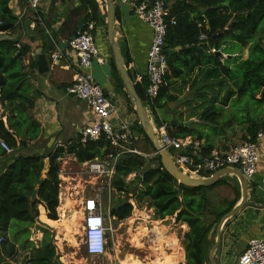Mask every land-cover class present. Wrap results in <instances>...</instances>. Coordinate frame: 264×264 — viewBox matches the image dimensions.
<instances>
[{"label":"trees","instance_id":"obj_1","mask_svg":"<svg viewBox=\"0 0 264 264\" xmlns=\"http://www.w3.org/2000/svg\"><path fill=\"white\" fill-rule=\"evenodd\" d=\"M9 4L10 0H0V21L4 25L16 23ZM86 8L91 14L89 21L98 22L100 6L97 0H87ZM171 17H175L176 24L168 28L166 50L175 51L168 54L169 71L160 96L149 104L158 124L162 121L157 110L177 101L190 86L195 95L186 103L189 118L198 117L201 123L214 131H218L226 119L232 118L239 126L247 125L240 129L246 132L244 140L254 141L255 135L264 130V0H182L171 9ZM199 24L204 26L200 28ZM201 33L206 34L205 40H200ZM231 43L237 47L226 48L228 52H240L252 44L250 57L247 60L239 56L232 58L229 61L231 67L217 56L204 57L192 49V46H200L204 51H219ZM30 52L28 45L0 36V103L8 114V126L3 120L6 115L0 119V164L11 160L9 165L5 163L0 168V237L9 235L8 244L18 245L21 250L32 249L33 257L29 264H63L53 231L39 222V207L44 206L49 219L58 220L61 159L72 154L79 163L102 160L110 144L104 138L85 143L80 138L48 155H15L28 148V142L38 139L41 132V124L31 115L35 97L30 94L27 67L24 65V59ZM201 75L203 84L197 81ZM179 80L183 83L177 82ZM137 89L146 102V90L140 86ZM229 107L232 111L224 116L220 108ZM180 124L177 133L172 132L173 127L168 129L170 135L184 139L196 134L195 128ZM142 133L152 146L143 130ZM17 138H21L20 143ZM1 142L12 149L11 154L2 148ZM204 151L203 154L208 156L213 150L204 148ZM142 158L134 154L121 158L114 179L116 191L128 195L132 193L130 190L135 182L142 178L133 196L137 208L151 210L156 219L176 217L178 223L187 225L185 264H210L213 241L209 240V234L234 206L222 211L208 194L222 181L207 188L185 187L171 177L161 163L156 168H145ZM46 159H49L48 163ZM153 161H160V158ZM45 170L47 176L44 178ZM132 174L136 177L128 183L127 178ZM133 208L127 202L120 205L115 215L125 220L131 217ZM34 227L43 233L38 246L30 240ZM13 247L10 246L11 250ZM2 261L0 247V264Z\"/></svg>","mask_w":264,"mask_h":264},{"label":"crops","instance_id":"obj_2","mask_svg":"<svg viewBox=\"0 0 264 264\" xmlns=\"http://www.w3.org/2000/svg\"><path fill=\"white\" fill-rule=\"evenodd\" d=\"M29 1L10 0L9 7L16 18V23L12 24L14 27L1 35L3 39L14 40L31 47V52L24 59V65L27 67L30 94L35 97V107L31 115L41 124V132L38 139L28 142V148H23L19 151L20 153H15L17 156L24 150L34 147L33 145H37L34 149V154L37 155H48L60 146L70 145L80 139V131L95 118L92 109L86 102L67 93V88L73 83L78 72V59L70 49L69 41L81 22L83 23L80 31L84 30L88 24L95 23L89 21L91 14L90 10L86 8L87 0H44L37 10L30 8ZM179 1L182 0H169L170 9ZM97 2L100 6V14L99 21L95 23L96 30L94 34L100 57L104 59V62L99 63L94 60L90 71L96 82L104 87L107 96L116 103L120 119L131 125L137 135L140 136V141L136 143L138 148L144 138L142 126L122 78L116 69L114 52L108 39L106 4L104 0H97ZM115 3L116 25L119 28L116 33L117 42L121 53L125 57L127 69L133 73L135 80L138 74L146 73L147 56L153 39V30L133 15L130 8L120 0H115ZM232 45L233 48L237 47L236 44L231 43V45L224 46L217 51L218 55L213 56L219 57L221 62L228 66H230L229 61L232 58L239 56L243 60H247L250 57L252 44L243 47L240 52L226 51V48ZM207 52L213 53V51ZM31 53H35L34 58ZM56 54L60 56L57 60L54 59ZM202 60L205 61L206 59L203 58ZM168 71L169 67L166 74ZM197 81L200 84L205 83L202 75L199 78L197 77ZM177 82L183 83L182 80ZM146 85L147 81L145 80L137 87L140 86L144 90ZM194 95L195 90L190 89V86H188L186 92L177 101L168 103L164 108H159L157 116L162 123H168L169 128L173 127V133L180 131L177 127L181 125L180 123L195 128L196 134L189 137L198 140L202 152H205L204 148L228 152L239 141H245L243 136L246 132L240 129H244L247 125L239 126L237 121L232 118L226 119L220 125L218 131H214L201 123L198 117L189 118L190 114L186 103L191 101ZM146 107L149 109V114H153L150 107L147 105ZM220 110L226 116L228 112L232 111V108H220ZM5 113V109L0 103V119L6 115L3 120L7 124L8 114ZM150 118L151 121L156 120L154 115L153 117L150 115ZM173 121H176L177 124H173ZM17 140L20 143L21 138H17ZM259 152L261 156L257 174L254 183L249 187L250 204L241 210L237 216L228 219L222 227V242L216 253V256L219 253L224 256L222 264H232V262L237 264L240 255L246 249L250 240L264 238V140L259 142ZM67 158L74 160L79 166L81 165L72 154L64 155L61 161L66 163ZM10 161H2L0 165L5 163L9 165ZM61 174H64L62 163ZM133 175L136 177V174L130 175L127 178L128 183L132 182L130 178ZM46 176L47 170L43 173V177ZM219 181H222V183L209 191V196L212 197L216 194V200L223 198L217 204L222 211L233 205L234 208L239 203L242 195L239 178L234 174H229L220 178ZM77 187H79V184L72 185V189L64 190L62 196L59 193L61 199L59 198L58 220L49 219L44 206L39 207L40 222L44 227L57 234V236L54 234V238L56 237L55 244L60 249V260L63 264H87V257L89 256L86 252L85 256L78 257L81 252L73 245L75 234H72V232L75 229V221L83 217L80 201L77 197L79 192ZM230 195H233V197L226 202ZM130 196H134L133 191ZM130 204L133 205L135 210H138L135 199H132ZM106 216L109 222L108 213ZM141 221L143 223L138 222L139 225H142L138 228L141 229L138 235V264L186 263L184 238L189 231L187 225L178 223L176 217H167L160 220L151 214L149 215L148 212L144 214ZM39 233L38 241L40 243L43 234ZM113 233L111 231L110 238H113ZM216 238L215 231L212 237H209V240L213 241L211 248L215 244ZM105 254L102 257L105 258L107 264H114L113 259H117V255Z\"/></svg>","mask_w":264,"mask_h":264},{"label":"built area","instance_id":"obj_3","mask_svg":"<svg viewBox=\"0 0 264 264\" xmlns=\"http://www.w3.org/2000/svg\"><path fill=\"white\" fill-rule=\"evenodd\" d=\"M43 1L30 0V8L37 10ZM120 1L130 8L133 15L153 30V39L147 56L146 73L138 74L134 80L136 86L147 81L145 90L148 100L145 103L150 107L149 104L160 96L164 85L169 67L166 38L169 26L175 25L176 19L171 17L169 0ZM3 25L0 21V27ZM203 26L204 24H199L200 28ZM95 30V23H90L69 41V47L78 59V72L73 83L67 88V93L86 102L95 116L94 120L80 131L81 141L85 143L88 140L98 141L104 138L110 144L108 153L102 160L81 163L79 173L80 178L86 175L91 180L87 182L95 186L90 191L88 189L80 190L77 197L83 213L82 227L85 250L89 256L99 258L108 250L107 231L103 225L101 226L100 215H105L103 211L104 198L112 199V196L117 193L114 179L117 175L119 162L126 154L141 156L144 153L136 147L140 136L131 125L120 119L116 103L107 96L104 87L96 82L90 71L94 60L99 63L104 62L96 44ZM2 34L4 32L0 30V36ZM206 38V34L201 33L200 40ZM213 52L217 51L213 50ZM31 56L34 58L35 53H31ZM59 57L56 54L54 59L57 60ZM152 124L160 142L165 145L174 163L184 173L204 178L209 177L205 176L206 174L212 176L219 170L238 169L247 178L249 187L254 183L261 156L259 142L264 140V130H260L255 135L254 141H245L228 152L215 150L206 156L201 151L198 140L192 137L179 139L170 135L168 123L158 124L155 120L152 121ZM1 146L8 154L12 153V149L5 142H1ZM156 156H159L157 151L152 154V157ZM61 187L60 185V192ZM237 264H264V238L250 240Z\"/></svg>","mask_w":264,"mask_h":264},{"label":"water","instance_id":"obj_4","mask_svg":"<svg viewBox=\"0 0 264 264\" xmlns=\"http://www.w3.org/2000/svg\"><path fill=\"white\" fill-rule=\"evenodd\" d=\"M106 7H107V26H108V39L111 48L114 52V59L116 63V69L118 73L120 74L122 81L124 83V86L126 87L128 96L130 98V101L135 108L138 117L140 119V124L142 126V130L145 132L147 137L149 138L150 142L153 145V148L155 151L158 152L160 161H156V164L152 165V167H157L160 165V163L163 166V169L170 174L171 177H173L180 185H183L185 187H194V188H207L211 187L217 184L220 178L229 175L234 174L236 175L239 180L242 187V195L239 203L228 213H226L220 220V222L216 225V227H213L209 237H212L213 233L216 231L217 238L215 240V244L210 250L209 253V261L210 264H219L216 259V253L219 250V247L222 242V227L225 224V222L237 216L241 210H243L247 205L250 204V194H249V185L248 180L244 176V174L238 170V169H223L215 172L212 176L204 177V178H198L190 176L186 173H184L173 161L170 152L166 149L165 145H163L159 137L155 134V129L152 124L150 115L153 117V114H149V109L146 107V103L142 100L141 96L138 93L137 86L134 83V75L133 73L127 69V63L125 60V57L121 53V50L119 48L118 42H117V31L118 26L116 25V3L115 0H104ZM30 23V22H29ZM81 22L76 30L73 32V37H76L81 29ZM14 27L12 24H6L0 27V30L2 32L8 31L10 28ZM192 49L201 52L202 54L206 56H213L218 55L217 52H207L204 51L200 46H192ZM175 50H167L168 54H172ZM222 56V54H220ZM154 119H156V116L154 115ZM173 124H177L176 121H173ZM49 162V159H46V163ZM142 178H139L137 180L136 186L133 187L132 191H135L137 186L141 184Z\"/></svg>","mask_w":264,"mask_h":264},{"label":"rangeland","instance_id":"obj_5","mask_svg":"<svg viewBox=\"0 0 264 264\" xmlns=\"http://www.w3.org/2000/svg\"><path fill=\"white\" fill-rule=\"evenodd\" d=\"M243 142H245V141H239L237 143V145H240ZM33 146L34 147H32L30 149L24 150L22 153L23 154L35 153L34 149L37 147V145H33ZM138 148L140 151H142L144 153V155H142V157H143L142 159H143L145 168H149L150 166L156 164V161H153L154 157H152V154L154 152V148L145 140V138H143V142L141 144H139ZM157 157L158 156H156V158ZM61 163H62V169H64V174H61V186H62L61 192H60L61 196H62L64 190L67 191L66 189L71 188V186H72L71 183H73V185L79 184L80 187H77V189L79 191L82 189H88L90 191L95 187L94 184L91 185V184H89V182H87V181H91V180H89V177H87L86 175H83L84 176L83 178L79 177V173L81 171V168L78 164L75 163L74 160H70L69 158H67L66 163L64 161H61ZM0 168H1V165H0ZM130 179H131L130 181H133L135 179V176L133 175ZM136 183H137V181L132 186V189L134 186H136ZM84 184H85V187L83 188ZM138 186H140V185H138ZM132 189L130 191H132ZM136 190L133 191V195H135L137 193ZM119 194L113 195L112 199L104 198L103 211L106 215L108 213V209H109V206L111 204L116 207L118 205L120 206V205L125 204L127 202L130 203V201L133 199V196H130L131 193H129L128 195H127V193L126 194H120V195ZM215 195L216 194H214V196H212V199L214 201V204L217 205L220 201H222L223 198H221V200H216ZM232 197H233V195L232 196L230 195L226 199V202H228ZM129 199H131V200H129ZM138 210H135L133 208L131 217H129L125 221H122V224H123L122 227L123 228L121 231V232L127 233V235H129V236L131 235L130 238L133 241L132 243L135 244V246L137 248H138V235H139V232H141V229H138L141 224L139 225L138 222H142L141 219L144 217V214L146 212H148L149 215L150 214L153 215L151 210H146V209L140 210V211H138ZM212 218L213 217H211L210 219L212 220ZM39 222H40V219H39ZM74 226H75L74 227L75 229L73 230L72 234H75V242L73 245H74V247L79 249L81 252V253H79L78 257L85 256L86 250H85L84 241H83V232L84 231H83V227H82V218L81 217L75 221ZM119 227L120 226H118L117 229H114L113 237H115V238L119 237V233H120ZM39 232H41V231H39L36 227L31 229L30 240L34 243L35 246L39 245V241H38V236L40 235ZM54 234H55V236H57L56 232ZM8 236L7 235L6 236L1 235V237H0V247H1L2 255H3V261L1 264H29L31 258L33 257L32 249L21 250L20 246H18V245L13 247L12 245L8 244L9 243ZM3 237H4V240L2 241ZM54 239L56 241V237ZM57 242H59V241H57ZM10 246L13 247V250H11L12 248H10ZM57 248H58V246H57ZM58 251L60 252L59 248H58ZM116 257H117V259L116 258L113 259L114 264H130V263L138 264L139 263L138 262V251L132 256H125V257L124 256H116ZM223 258H224V256L221 253H219L216 256V259H217L219 264H222ZM87 264H107V262H106L104 257L91 258L88 256L87 257ZM232 264H234V263L232 262Z\"/></svg>","mask_w":264,"mask_h":264},{"label":"flooded vegetation","instance_id":"obj_6","mask_svg":"<svg viewBox=\"0 0 264 264\" xmlns=\"http://www.w3.org/2000/svg\"><path fill=\"white\" fill-rule=\"evenodd\" d=\"M120 206H114L110 205L108 209V215H109V222L107 223V234L109 237L108 241V250L106 254L111 253L113 255L117 256H125V255H133L138 251V248L133 244L131 238L127 233L121 232L122 231V221L125 220H120L117 215H115V212L118 210ZM120 226V233L118 238H110V233L111 231L114 232V229H117V227ZM117 231V230H116ZM105 254V255H106Z\"/></svg>","mask_w":264,"mask_h":264},{"label":"clouds","instance_id":"obj_7","mask_svg":"<svg viewBox=\"0 0 264 264\" xmlns=\"http://www.w3.org/2000/svg\"><path fill=\"white\" fill-rule=\"evenodd\" d=\"M100 216L102 218V224H101V226L103 225V227L106 228V231H107V223H108L107 216L106 215H100ZM107 237H108V234H107Z\"/></svg>","mask_w":264,"mask_h":264}]
</instances>
